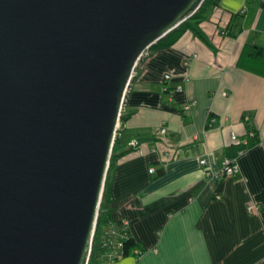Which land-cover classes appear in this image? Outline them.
<instances>
[{
  "label": "water",
  "instance_id": "1",
  "mask_svg": "<svg viewBox=\"0 0 264 264\" xmlns=\"http://www.w3.org/2000/svg\"><path fill=\"white\" fill-rule=\"evenodd\" d=\"M204 0H0V264H88L140 60Z\"/></svg>",
  "mask_w": 264,
  "mask_h": 264
},
{
  "label": "crops",
  "instance_id": "2",
  "mask_svg": "<svg viewBox=\"0 0 264 264\" xmlns=\"http://www.w3.org/2000/svg\"><path fill=\"white\" fill-rule=\"evenodd\" d=\"M203 15L213 47L187 30L149 50L125 98L105 208L116 223L129 221L140 254L88 264H264V66L243 54L247 44L264 48V0H218ZM233 18L235 36L225 31ZM250 129L248 145L231 139ZM202 158L213 167L235 160L239 171L208 179Z\"/></svg>",
  "mask_w": 264,
  "mask_h": 264
},
{
  "label": "trees",
  "instance_id": "3",
  "mask_svg": "<svg viewBox=\"0 0 264 264\" xmlns=\"http://www.w3.org/2000/svg\"><path fill=\"white\" fill-rule=\"evenodd\" d=\"M217 2L218 0H204L200 8L190 18L186 19L184 22H182L180 25H178L176 28H174L172 31L166 34L163 38L157 41L154 45L151 46L149 50L171 46L187 30L191 31L196 37L202 40L209 47H213L211 40L200 27V23L204 19L203 13L205 9H207L211 5H217ZM240 30L241 28L238 25V21H236V18L235 19L233 18L231 22L229 23V25L227 26L225 31L228 35L235 36ZM243 54L246 57H249L251 59L260 60L261 64L264 66V48L263 47H260L254 44H247L245 45L243 49ZM124 119L125 117L121 115V118H120L121 122L124 121ZM254 138L255 136L251 139V141H253ZM118 143H119V138L117 134L115 138L114 146L112 149V155H111L109 168L114 165V161L116 160L118 156L117 154ZM105 197L106 196H105V189H104L103 198H102V202L100 205L99 216H98V227H97L94 239H93V246H92V251H91L89 260H91L92 258H97L98 255L100 254V251L102 250V248H99V246H101V243H102L101 236H100V230H99L101 224L103 222H109L113 220L111 218L110 212L106 210L105 208V202H106ZM122 233L124 234V237L122 238V246L120 248L119 257L116 258V260L119 259L120 257L128 256L129 254L134 252V250L137 247V242L131 235L129 228H125L122 231Z\"/></svg>",
  "mask_w": 264,
  "mask_h": 264
},
{
  "label": "built area",
  "instance_id": "4",
  "mask_svg": "<svg viewBox=\"0 0 264 264\" xmlns=\"http://www.w3.org/2000/svg\"><path fill=\"white\" fill-rule=\"evenodd\" d=\"M170 78H171L170 74L164 75L165 80H170ZM175 90L176 91L181 90V86H176ZM195 105H196V102L194 100H191V101L185 102L182 108L184 111H188ZM247 120H248V117H245L244 121H247ZM214 121L215 119L209 116L207 126H210V127L215 126ZM159 133L161 135H164L166 133V128L164 127V125L163 127H160ZM254 136H255L254 130H248L243 139L239 138V136L235 132H231V139L234 142L244 144V145H248L249 140H251ZM129 146L136 149L139 146V141L131 140L129 142ZM199 164L201 166L203 175L207 177L208 179H215V178L224 177V176H234L239 171L237 162L235 160H231L228 158H224L221 162V165L218 167H213L209 163L207 158L200 159ZM154 171L155 169L153 167L149 168V172L153 173ZM257 208L258 206L254 203H250L248 205L249 210H256ZM97 227H98V218H97L96 230H97ZM128 227H129L128 220H123L120 223H116L114 220H111L109 222H103L101 224L99 230H100V236H101L102 243H101V246H99V248H102V250L100 251V254L97 257L100 261L104 263L105 262L111 263L115 261L116 258L119 257L120 248L122 246V238L124 237V234L122 233V231ZM96 230H95V233H96ZM134 253L137 255L140 254V252L137 249L134 250Z\"/></svg>",
  "mask_w": 264,
  "mask_h": 264
},
{
  "label": "rangeland",
  "instance_id": "5",
  "mask_svg": "<svg viewBox=\"0 0 264 264\" xmlns=\"http://www.w3.org/2000/svg\"><path fill=\"white\" fill-rule=\"evenodd\" d=\"M120 124H121V120H120ZM120 124H119V128H120ZM119 128H118V129H119Z\"/></svg>",
  "mask_w": 264,
  "mask_h": 264
}]
</instances>
